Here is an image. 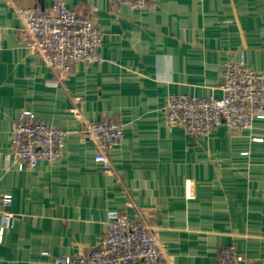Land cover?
Wrapping results in <instances>:
<instances>
[{"label": "crops", "instance_id": "crops-1", "mask_svg": "<svg viewBox=\"0 0 264 264\" xmlns=\"http://www.w3.org/2000/svg\"><path fill=\"white\" fill-rule=\"evenodd\" d=\"M53 1L0 0V194L11 195L16 215L0 264H56V256L87 252L110 209L154 226L175 264H219L218 249L229 244L244 264H264V119L199 137L168 128L162 110L171 93L221 97L222 66L241 52L264 73V0H150L141 9L62 0L102 33V61H77L59 82L27 48L15 12ZM76 96L86 119L123 125L108 169L79 132ZM24 109L69 131L64 154L5 170L10 123Z\"/></svg>", "mask_w": 264, "mask_h": 264}, {"label": "built area", "instance_id": "built-area-1", "mask_svg": "<svg viewBox=\"0 0 264 264\" xmlns=\"http://www.w3.org/2000/svg\"><path fill=\"white\" fill-rule=\"evenodd\" d=\"M130 9H141L150 0H112ZM19 34L27 48L63 80L73 63L101 62L98 46L102 33L92 21L69 8L62 0H54L46 10L38 7H16ZM222 95L189 96L168 94L162 110L168 128L175 125L199 136L208 137L212 129L224 125L230 131L250 129L255 119H264V73L245 64L244 53L238 60L222 66ZM80 97L73 98L70 111L79 121V132L95 148L93 159L103 168L111 167L110 149L123 138V125L112 119H86L79 108ZM69 131L40 121L29 110H22L10 123V147L4 155L5 170L34 168L44 160L58 161L64 154ZM254 140H261L259 137ZM12 197L0 194V242L13 228L16 215L8 207ZM105 231L95 246L81 254L56 256V264H175L174 257L151 224L135 219L124 211L106 212ZM43 255L48 252L43 251ZM219 264H244V256L235 244L218 249Z\"/></svg>", "mask_w": 264, "mask_h": 264}]
</instances>
